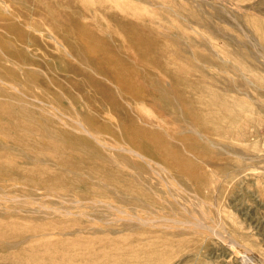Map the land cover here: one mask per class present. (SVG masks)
Masks as SVG:
<instances>
[{
	"label": "rangeland",
	"instance_id": "rangeland-1",
	"mask_svg": "<svg viewBox=\"0 0 264 264\" xmlns=\"http://www.w3.org/2000/svg\"><path fill=\"white\" fill-rule=\"evenodd\" d=\"M0 162L58 264H264V0H0Z\"/></svg>",
	"mask_w": 264,
	"mask_h": 264
},
{
	"label": "bare ground",
	"instance_id": "bare-ground-1",
	"mask_svg": "<svg viewBox=\"0 0 264 264\" xmlns=\"http://www.w3.org/2000/svg\"><path fill=\"white\" fill-rule=\"evenodd\" d=\"M84 129L87 130L85 127H84ZM85 134H88V132ZM15 140H16V142H19L20 144L22 142H25L23 140V138H21V137L17 138V136L15 137ZM142 147H143V150L147 149L143 145H142ZM131 150H133V149H131ZM135 152H137L136 155L138 154L139 156L143 157V154H141L140 152H138V151H135ZM71 165L75 166V163H71ZM13 172H14V170L11 168L10 164H7L5 162L4 163L0 162V179L6 177L7 175H11ZM87 199L89 201L95 200V199H91V198H87ZM85 200H86V198H75L76 202H82ZM42 208L45 212L49 211L50 213H54V214H56V213H60L63 215L71 214V211L69 209L64 210V209L57 207V206L56 207L55 206L54 207L46 206V207H42ZM30 218H31L30 216H27V215L24 216L23 214L22 215H16V216H13L12 214H8V215H4L3 217L0 215V264H58L56 262V258L50 256L46 259L44 257H41L38 254V251H42V250L43 251H49L51 249L56 250V249H59V247H62L63 245H64L63 249L70 247V246H79V245H83L87 241L81 237H76L74 239H67V241L62 240L61 237H59L58 240H53L51 238V236H62V237L67 236L73 232L74 228H72L71 226H67V227L62 228V227H59L58 224H56V223H49L48 224L46 222H43L42 220L34 222V220H32ZM34 219H36V218L34 217ZM162 220H163V218H162ZM27 222H30V223H27ZM145 222H147V221H145ZM148 222H149V220H148ZM197 222H194V224H196L197 226L200 225V227H202V223L201 222L197 223ZM207 227H209V226H207ZM203 228H205V227H203ZM211 229L214 231L213 228H211ZM219 238H221V237L219 236ZM220 241H222V240H220ZM229 244H231L230 241H229ZM227 245H228V243H227ZM242 248H243V246L241 247V249ZM231 249H232V246H231ZM108 252L110 253V251H108ZM245 252H247V251H245ZM247 253H249V252H247ZM96 254L97 253H93L92 258H96L97 257ZM242 254H243V257L245 258L246 253L245 254L242 253ZM104 255H105V253H104ZM112 255L115 256V254H112ZM147 255H148V257H152V256L162 257V254L158 250L149 251V253ZM105 256L106 257L108 256L107 253ZM237 256H238V254H237ZM160 257H158V258H160ZM158 258H152L151 260L156 261V260H158Z\"/></svg>",
	"mask_w": 264,
	"mask_h": 264
}]
</instances>
